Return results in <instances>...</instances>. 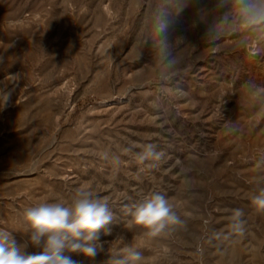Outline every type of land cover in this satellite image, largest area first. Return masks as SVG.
Listing matches in <instances>:
<instances>
[{
    "label": "rangeland",
    "instance_id": "obj_1",
    "mask_svg": "<svg viewBox=\"0 0 264 264\" xmlns=\"http://www.w3.org/2000/svg\"><path fill=\"white\" fill-rule=\"evenodd\" d=\"M13 87L0 105V229L22 251L42 250L27 208L87 190L114 220L95 258L71 254L79 264L126 244L144 264H264L251 205L264 189V26L235 0H0V89ZM148 143L164 153L157 167L136 159ZM156 193L183 223L150 237L130 210Z\"/></svg>",
    "mask_w": 264,
    "mask_h": 264
},
{
    "label": "clouds",
    "instance_id": "obj_2",
    "mask_svg": "<svg viewBox=\"0 0 264 264\" xmlns=\"http://www.w3.org/2000/svg\"><path fill=\"white\" fill-rule=\"evenodd\" d=\"M238 16L249 26H264V0H235ZM166 25L161 22L160 32ZM162 49L166 47V37L161 40ZM13 88L0 89V105L11 101ZM127 149L126 151H130ZM107 159V156L104 157ZM164 153L157 150L153 143L145 144L136 153L141 163L151 162L157 167ZM119 162V158H115ZM251 205L264 212V189L251 197ZM130 223L146 229L150 237L161 236L166 229L174 230L182 224L173 205L165 195L156 193L143 203L130 210ZM242 209H233L231 232L243 236L246 220ZM114 214L107 198L93 196L90 191L77 190L71 204L62 201L43 202L27 208L23 213L24 232L34 246H42L38 253L27 254L17 244L12 232L0 229V264H79L72 253L93 259L103 249L101 233L110 234L108 226L113 222ZM107 264H144L142 252L134 244H126Z\"/></svg>",
    "mask_w": 264,
    "mask_h": 264
}]
</instances>
